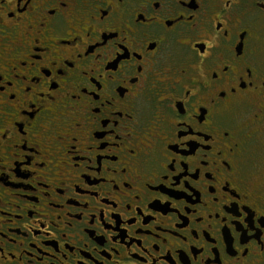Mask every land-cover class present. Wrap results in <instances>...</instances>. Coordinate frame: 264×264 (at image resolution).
<instances>
[{"label": "flooded vegetation", "instance_id": "af4514ba", "mask_svg": "<svg viewBox=\"0 0 264 264\" xmlns=\"http://www.w3.org/2000/svg\"><path fill=\"white\" fill-rule=\"evenodd\" d=\"M0 77V264H264V0H0Z\"/></svg>", "mask_w": 264, "mask_h": 264}, {"label": "snow or ice", "instance_id": "6c2138e0", "mask_svg": "<svg viewBox=\"0 0 264 264\" xmlns=\"http://www.w3.org/2000/svg\"><path fill=\"white\" fill-rule=\"evenodd\" d=\"M51 14V13H50ZM41 27H43V25H41ZM201 51H203V49H201ZM2 77H0V82H2ZM0 90H2V89H0ZM235 89L233 88V91H234ZM98 98V97H97ZM98 110V109H97ZM77 126H79V125H77ZM0 131H2V130H0Z\"/></svg>", "mask_w": 264, "mask_h": 264}]
</instances>
